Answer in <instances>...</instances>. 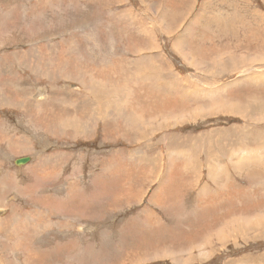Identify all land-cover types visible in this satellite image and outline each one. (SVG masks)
<instances>
[{
    "label": "rangeland",
    "instance_id": "rangeland-1",
    "mask_svg": "<svg viewBox=\"0 0 264 264\" xmlns=\"http://www.w3.org/2000/svg\"><path fill=\"white\" fill-rule=\"evenodd\" d=\"M0 88V264H264V0H0Z\"/></svg>",
    "mask_w": 264,
    "mask_h": 264
},
{
    "label": "water",
    "instance_id": "water-1",
    "mask_svg": "<svg viewBox=\"0 0 264 264\" xmlns=\"http://www.w3.org/2000/svg\"><path fill=\"white\" fill-rule=\"evenodd\" d=\"M31 161L30 157H22V158H18L16 161V166H23L28 164Z\"/></svg>",
    "mask_w": 264,
    "mask_h": 264
},
{
    "label": "crops",
    "instance_id": "crops-1",
    "mask_svg": "<svg viewBox=\"0 0 264 264\" xmlns=\"http://www.w3.org/2000/svg\"><path fill=\"white\" fill-rule=\"evenodd\" d=\"M6 89H9L8 92L11 90L10 88H6ZM0 90L4 91V89H1V88H0ZM19 90H21V89H19ZM2 99H3V98H2ZM0 100H1V99H0ZM0 193H1V192H0ZM1 194H3V193H1ZM1 204H2V203H1ZM2 205L5 206V204H2Z\"/></svg>",
    "mask_w": 264,
    "mask_h": 264
},
{
    "label": "bare ground",
    "instance_id": "bare-ground-1",
    "mask_svg": "<svg viewBox=\"0 0 264 264\" xmlns=\"http://www.w3.org/2000/svg\"><path fill=\"white\" fill-rule=\"evenodd\" d=\"M7 67H8V66H7ZM105 94H106V93H105ZM102 95H103V94H102ZM99 96H100V95H99ZM99 96H98V97H99ZM99 100H100V99H99ZM100 101H101V100H100ZM96 102H97V101H96ZM106 102H107V101H106ZM4 105H7V104H4ZM107 106H108V105H107ZM106 112H107V111H106Z\"/></svg>",
    "mask_w": 264,
    "mask_h": 264
}]
</instances>
